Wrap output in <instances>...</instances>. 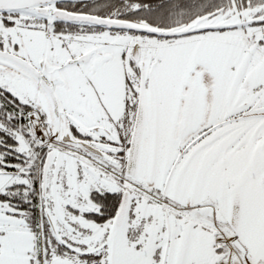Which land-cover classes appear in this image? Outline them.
Segmentation results:
<instances>
[{
    "label": "snow or ice",
    "instance_id": "snow-or-ice-1",
    "mask_svg": "<svg viewBox=\"0 0 264 264\" xmlns=\"http://www.w3.org/2000/svg\"><path fill=\"white\" fill-rule=\"evenodd\" d=\"M0 264H264V0H0Z\"/></svg>",
    "mask_w": 264,
    "mask_h": 264
}]
</instances>
